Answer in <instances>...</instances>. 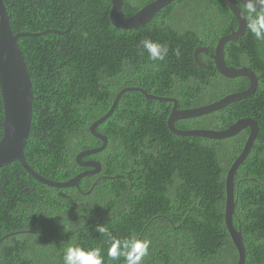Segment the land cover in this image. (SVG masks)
Listing matches in <instances>:
<instances>
[{
	"label": "trees",
	"instance_id": "1",
	"mask_svg": "<svg viewBox=\"0 0 264 264\" xmlns=\"http://www.w3.org/2000/svg\"><path fill=\"white\" fill-rule=\"evenodd\" d=\"M153 1L123 0L122 15ZM2 2L12 33L28 34L17 40L33 95L24 156L52 182L86 170L75 157L102 146L88 128L124 88L172 98L184 110L249 87L244 77L219 75L211 59L218 40L238 27L223 0H174L129 30L111 25L110 0ZM144 39L167 45L164 61L149 59ZM198 48L206 49L197 54L200 65L193 57ZM223 56L226 66L253 71L252 95L174 127L222 131L244 118L257 123L252 148L234 175L232 223L241 233L244 264H264V41L246 26L240 38L224 45ZM172 105L139 92L122 94L96 128L107 139L105 149L82 159L97 162L100 172L82 178L78 188L42 185L18 162L1 167L0 264H64L70 245L98 247L104 264H125L123 256L108 257L110 240L95 231L97 225L114 238L149 240L141 264H236L224 224L225 177L249 130L220 140L177 136L166 125ZM2 122L0 97V139Z\"/></svg>",
	"mask_w": 264,
	"mask_h": 264
},
{
	"label": "water",
	"instance_id": "2",
	"mask_svg": "<svg viewBox=\"0 0 264 264\" xmlns=\"http://www.w3.org/2000/svg\"><path fill=\"white\" fill-rule=\"evenodd\" d=\"M174 0H154L147 4L142 9L137 11L130 17L122 15L123 0H110L109 21L111 25L117 29L129 30L137 29L149 21L162 8L172 3ZM224 4L233 14L237 20L238 27L236 30L230 28V33L221 37L216 43L214 53L211 59L214 67L219 75L226 79H236L244 77L249 82L248 89L229 94L222 99L211 103L209 105L192 108V109H177V103L172 98H162L148 95L138 87L124 88L116 96L109 111L102 117L97 119L88 128L89 132L102 142V146L96 149L83 151L75 157L76 163L84 168H91V171H84L76 175L74 178L58 183L52 182L36 172H34L26 162L24 156V147L30 131L31 115H32V101L33 95L31 90V82L28 75L27 67L21 52L17 46L19 37L27 36V33L13 34L9 24V17L6 8L0 0V97L3 109V122L1 123L2 137L0 139V168L12 163L18 162L22 168L38 183L47 187L63 189L76 187L78 188L79 181L87 175H94L100 172V165L97 162H83L84 157L91 156L105 149L107 139L96 133V128L103 123L115 109L119 98L126 92H139L149 100H156L159 102H171V112L167 118L166 125L169 131L181 137H200L212 140L228 139L234 137L244 129L249 130L247 140L243 146L240 155L235 159L229 168L225 177V206H224V224L230 239L236 248L238 260L236 264H244L245 262V248L242 242L240 231L236 230L232 223V216L234 213L235 202L233 194L234 175L249 154L254 140L258 133L257 123L251 118H244L236 121L227 129L222 131L213 130H178L174 127V122L180 120L194 119L201 116L209 115L224 109L228 105L248 98L257 87V79L250 68H233L226 66L223 56L224 45L228 42L240 38L246 30V21L244 14L239 9L236 3L243 5V0H223ZM206 53V49L198 48L194 51V61L200 65L197 54ZM2 239H0L1 241Z\"/></svg>",
	"mask_w": 264,
	"mask_h": 264
},
{
	"label": "clouds",
	"instance_id": "3",
	"mask_svg": "<svg viewBox=\"0 0 264 264\" xmlns=\"http://www.w3.org/2000/svg\"><path fill=\"white\" fill-rule=\"evenodd\" d=\"M243 5L248 30L256 40L264 41V0H243ZM141 44L153 62L164 61L168 55V47L165 44L150 39H144ZM95 231L108 236L110 246L107 255L112 260L123 256L125 264H141L143 258L148 255L151 242L147 239H138L135 236L126 239L114 238L104 225H97ZM63 260L64 264H104L98 247L85 250L80 246L70 245L65 250Z\"/></svg>",
	"mask_w": 264,
	"mask_h": 264
},
{
	"label": "bare ground",
	"instance_id": "4",
	"mask_svg": "<svg viewBox=\"0 0 264 264\" xmlns=\"http://www.w3.org/2000/svg\"><path fill=\"white\" fill-rule=\"evenodd\" d=\"M29 75V74H28ZM169 97V96H168ZM168 106V105H167ZM180 107V106H179ZM201 107V106H200ZM197 108V107H196ZM218 112V111H217ZM206 116V115H205ZM166 117V116H165ZM190 120V119H189ZM216 131V130H215ZM249 132V131H248ZM79 169V168H78ZM263 185V184H262ZM237 189V188H236ZM237 202V201H236ZM241 230V229H240ZM35 231V230H34ZM226 231V230H225ZM173 234H174V232H173ZM228 234V233H227ZM133 235V234H132ZM191 235H192V232H191ZM190 235V236H191ZM228 236V235H227ZM36 238V237H35ZM227 238V237H226ZM41 239V238H40ZM174 239H175V237H174ZM187 239V238H186ZM228 239V238H227ZM244 239V238H243ZM189 240V239H188ZM183 241V240H182ZM185 241V240H184ZM247 241H249V240H247ZM179 242H180V240H179ZM36 243H38V242H36ZM190 243H191V241H190ZM222 243H224V242H222ZM251 243V242H250ZM258 243V242H257ZM175 244V243H174ZM262 243H260V245H261ZM181 245V244H180ZM186 245V244H185ZM33 246V245H32ZM228 246V245H227ZM176 247V246H175ZM180 247V246H179ZM172 248H173V246H172ZM176 249H178V248H176ZM185 249V248H184ZM232 249V248H231ZM172 250V249H171ZM186 250H188V249H186ZM180 251V250H179ZM185 251V250H184ZM198 251V250H197ZM225 251V250H224ZM223 251V252H224ZM232 251V250H231ZM177 252V251H176ZM248 252V251H247ZM183 253V252H182ZM221 253V252H220ZM197 254V253H196ZM231 254H232V252H231ZM38 255V254H37ZM178 255V254H177ZM189 255V254H188ZM187 255V256H188ZM222 256H223V253L221 254ZM229 255V254H228ZM181 256V255H180ZM184 256V255H183ZM220 256V255H219ZM42 257V256H41ZM178 257V256H177ZM237 257V256H236ZM39 258V257H38ZM37 258V259H38ZM187 258H189V257H187ZM186 258V259H187ZM196 258V257H195ZM199 258V257H198ZM38 260H40V259H38ZM146 261H148V260H146ZM216 261V260H215ZM194 262V261H193ZM145 263V262H144ZM146 264H149V263H146ZM193 264V263H192Z\"/></svg>",
	"mask_w": 264,
	"mask_h": 264
},
{
	"label": "flooded vegetation",
	"instance_id": "5",
	"mask_svg": "<svg viewBox=\"0 0 264 264\" xmlns=\"http://www.w3.org/2000/svg\"><path fill=\"white\" fill-rule=\"evenodd\" d=\"M228 35V34H227ZM85 162V161H84ZM88 162H90V161H88ZM94 162V161H93ZM85 171H91V169L90 168H86V170Z\"/></svg>",
	"mask_w": 264,
	"mask_h": 264
},
{
	"label": "rangeland",
	"instance_id": "6",
	"mask_svg": "<svg viewBox=\"0 0 264 264\" xmlns=\"http://www.w3.org/2000/svg\"><path fill=\"white\" fill-rule=\"evenodd\" d=\"M111 105H112V104H111ZM110 108H111V106H110ZM110 108H109V109H110ZM108 111H109V110H108ZM108 111H107V112H108ZM113 111H114V110H113ZM30 126H31V124H30ZM81 161H82V160H81ZM85 162H87V161H85ZM90 169H91V168H90Z\"/></svg>",
	"mask_w": 264,
	"mask_h": 264
}]
</instances>
